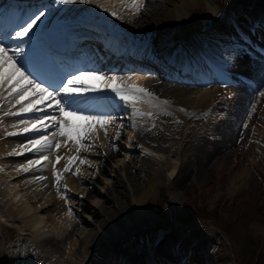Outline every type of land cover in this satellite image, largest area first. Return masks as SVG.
I'll list each match as a JSON object with an SVG mask.
<instances>
[{"label":"bare ground","instance_id":"6f19581e","mask_svg":"<svg viewBox=\"0 0 264 264\" xmlns=\"http://www.w3.org/2000/svg\"><path fill=\"white\" fill-rule=\"evenodd\" d=\"M19 1L21 0H16V2ZM26 1L22 4H16L12 3L11 0H0V19H2L0 28L3 27L1 25L3 22H6V24L9 21L16 22L20 16L34 13L35 11L33 10H36L34 5L41 4L44 0ZM46 1L43 4H46ZM127 3L128 0H102V2L86 4L79 2L62 4L58 2L56 11H46L45 16L42 18L43 22L39 24L38 29H34L35 35L32 36L31 48L29 44L22 45L24 53L21 59L24 55L29 56L31 59L29 67L34 76L38 78L37 80H42L45 85H52V87L54 86L52 83L57 79L54 73L58 71L61 74L62 71L60 69L64 66H68V68L78 67V71L96 70L101 73L99 65L102 63L99 60L100 58L95 57V54L100 57L101 54L99 53L107 54L110 49L109 51H114V54L112 53L110 56L107 54L108 58L119 60L117 63L124 61L123 69L119 72V69H114L112 65H105L103 62L105 73L101 74L106 78L107 75L115 76L117 81L124 85H136L146 88L157 99L152 104L138 103L134 108L131 103L125 104L108 90L86 94L82 98L84 101V114H107L112 117L111 123L104 128L97 126L95 135L87 134L82 145L79 146V150H77L78 145L72 140H68L65 136H60L58 129L52 127H48L46 130L42 129L39 132L43 134L50 133L47 136L49 140L53 143L59 141L61 144L60 149H57L54 155L48 154L47 151L50 152L48 149L39 151L36 149L25 150L26 146L31 147L28 143L20 150L18 148L19 151L16 148L12 152V148L10 149L12 141H9L6 137L12 136L13 132L5 133L4 131L7 128L8 130L11 129L10 122L13 120L9 119L11 120L10 122L2 120L3 122L0 124V173L5 177L1 176L3 180L6 179V181L2 182H8L9 184L6 185L8 188L4 191L1 187L2 182H0V216H9V219H6L8 222H18V232H20L19 229L22 231L20 236H18V242L21 245L26 243L25 247L28 252L22 250L19 244L8 250L0 247V264H23L28 257L32 259V262L28 264H57V260H59L61 255L60 252L64 250L62 245L80 227V224L78 225V222H75L72 218L70 211L69 213H63L64 208L71 206V203L75 205L73 210L75 219L81 216L79 215L81 212L90 214L86 221L90 229L87 228L88 230L84 229L77 233L78 237L76 236V239L78 240L75 244L70 245L72 247L70 252L66 250L68 253L67 257L62 255L64 257L63 262H66V264H159L156 258L160 259L161 257L157 254L151 253L152 256H144L138 251L129 250V245H126L125 240L155 222V218L152 217L154 213L150 208V202L155 195V191L163 185L170 188L172 179L178 173L177 168L180 159L178 158L179 151L176 147L178 144H175L174 136L185 128L186 110L212 107L215 112L210 113V117H208L210 121L214 122L213 126L225 121L223 123L225 124L224 127H221L225 132H221V137L219 136L220 139L217 142L218 146L215 151L210 152V157L219 156L224 151L221 144L223 145L226 141H232L236 127L238 125L241 126V123L246 118L247 110L250 102H252L250 91L253 93L252 86L255 85L253 89L255 92L261 84L263 78L261 79L260 77H264V63L254 58V63L257 64L255 73L258 77L256 75L248 77L246 74H241L239 76L240 81L251 83V85H242L243 90L238 93L235 92L236 86L234 85L227 90L229 92L224 95V98L217 100L216 94L219 87H203L208 82H233V80H227L222 74L216 72L213 64L206 62L205 64L212 69L211 74L208 73L203 68L205 58L202 54L184 46L186 45L184 39L188 34V32L186 33L187 28L195 21L192 13L200 6L202 0H144L143 9L139 14L128 8L126 6ZM80 4V8L74 7ZM30 6H32V9H30ZM17 7L23 8L22 14L18 13ZM207 8L210 17H214L219 11L212 4ZM66 9L70 10L68 12L70 17L62 20L61 16L59 17L57 14ZM222 10L228 19L232 17L233 10L231 8L226 7ZM112 11H116L119 14V18L112 16L110 14ZM4 13H8V15L4 16ZM253 16L254 20L252 22L254 24H250L249 21L248 23L250 27L256 28L253 36L258 40H263L258 46L259 50L264 52V27L263 25H257L256 22L261 23V20L264 19V12H254ZM248 18L250 17H246V19ZM213 31L220 33V35L228 33L223 22L215 27ZM236 31L239 32V29ZM94 34H98L101 38L98 43ZM60 35L65 37L57 40V36ZM50 39L51 41L49 42L48 40ZM82 40L87 43L92 42V46L96 45L93 46V50L89 47L88 52L85 51L88 53L85 64L79 63L81 51L84 49L81 48L84 45L79 44ZM45 41L48 42L46 43ZM8 42L18 43L14 40H8L5 43L6 47L9 46ZM255 42L249 37L247 44L257 49ZM54 44L55 46L57 45L56 50L50 60H47L44 55V53H47L45 48L47 49L48 45ZM136 45H138L136 48L138 52L135 53L137 51L134 49ZM74 48L76 50L72 52ZM123 51L126 56L122 54ZM250 59L252 60L251 57ZM113 62L111 63L113 64ZM9 67L8 69L11 70V67ZM8 69L7 71H10ZM27 71H29V68ZM131 71L139 72L130 73ZM126 72L131 74V76H121V74ZM149 73H156V76L153 78ZM122 77H125L126 82L121 80ZM89 82L97 83L96 81ZM34 99L29 94L23 104L27 105L29 101L34 102ZM164 101H167V103H164ZM10 103L12 102L10 101ZM121 103L123 106L121 105L120 107L119 104ZM47 105V101L43 105L37 104V107L41 109L39 112L20 113V111L15 109V113L19 114H14L16 118L24 117L26 119L32 118L33 115H58V113L51 111ZM222 108L225 111H222ZM124 110L129 114V123L132 128V132L126 140L127 146H125V150L127 155L125 156V161L119 162V164L114 163L115 165L110 163V176L114 179V182L107 184L105 189L103 188L106 191L103 190L104 192L99 196L103 201L91 200L89 204L90 210H88L85 207L84 199L93 198L92 190L88 189L89 185L92 181L99 179L100 174L105 171L103 164H107L118 152L117 146L113 145L117 143L118 138L122 135V121L125 120L122 117ZM137 110L139 113H151V115H139ZM5 115L6 113L0 115V119H6ZM10 116L12 117V115ZM114 120H116L115 123ZM18 122L20 121H16V123ZM23 122L22 125L24 126H20L22 128L21 137L26 135V138L30 141V135L37 132L29 131L24 133L23 127H36V121L33 118L31 122ZM43 123L47 124L49 121L44 120ZM17 128L19 127L17 126ZM13 130L15 129L13 128ZM220 131L218 132L220 133ZM15 132L17 131L15 130ZM54 132L57 133L55 136H53ZM110 132H112L111 135L109 134ZM16 135L14 134L13 136ZM39 135L42 136L40 133ZM39 135L37 134V137ZM20 141L22 142V140ZM13 143L15 144V141ZM109 144L111 149L104 147L106 145L109 146ZM22 155L31 156L32 158L37 157L35 160L32 159L33 163L29 165L26 162L28 161L26 160L27 158L25 159L26 161L24 162L27 164H24V167H27L28 171H24L23 167L21 169L15 167L19 163L18 159L20 157L22 159ZM58 157L59 159H57ZM96 159L100 161L97 166L94 162L97 161ZM211 159L213 160L214 158ZM82 160L86 162L81 163ZM65 168L68 170L65 171ZM193 172V170L186 172V177L185 175L183 177L191 178L190 176H192ZM57 173L60 174L59 181L56 179ZM33 176H38V178L35 177L36 179H34L32 178ZM54 192H57L56 196L53 195ZM106 205H112V207L108 208ZM16 214H18L19 218H17L18 216L16 217ZM87 217L85 216V218ZM116 223H120L121 227L118 228L115 225ZM48 227H53L56 232L47 234ZM44 229V236H35V232L37 233V231ZM195 239L194 244L190 246L192 247L189 250L190 257L187 259L191 258V256L198 257L195 250L197 249ZM178 242L179 240L174 241V237L168 233L161 240L160 246L168 252L171 244ZM182 242L184 241L182 240ZM47 244L55 256L50 262L45 263V256L41 254L42 251L39 250V245ZM14 252L22 254V256L20 255V260L13 261L11 259ZM71 257L75 259H71ZM182 262L181 264H183ZM186 262H189V260H186Z\"/></svg>","mask_w":264,"mask_h":264},{"label":"rangeland","instance_id":"374dc122","mask_svg":"<svg viewBox=\"0 0 264 264\" xmlns=\"http://www.w3.org/2000/svg\"><path fill=\"white\" fill-rule=\"evenodd\" d=\"M98 2H102V0H95L94 3ZM209 3L215 5L218 10H222L226 7L233 10L232 17L229 19L227 18L223 24L228 33L226 32L220 35V33H216L212 30L206 33L192 31L185 36L184 42L186 45L184 46H187L189 49L199 54L201 53L205 58L204 63L206 60H209L213 65L218 66L219 70L226 78L233 80V82L225 81L227 83L204 84L209 88L219 87L216 94L218 100L224 98V95L229 92H227V90L231 89L234 85H236V89H234L236 93L241 90L243 84L239 79L241 74H246L248 77H253L254 75L258 77L255 73L257 64L254 63V58L263 63L264 59H260L253 46L247 44L249 37L255 40L257 45L261 44L260 40L253 36L256 28L253 26L250 27L248 21L250 24H254L252 22V20H254L253 13L257 11L264 12V0H202L200 6L192 13L194 19L210 16L207 8L210 6ZM52 4L53 5L48 6L44 12H55L58 7L57 1ZM80 6L81 4L79 6L75 5L74 7L80 8ZM63 12L57 14L59 17L61 16L62 20L67 19L66 17H70V13H68L70 10L68 11L66 9L65 11L63 10ZM248 16L250 18L246 19ZM256 22L257 25H263L264 27V19L261 20V23L258 21ZM238 29L239 32L236 31ZM241 35H245V37ZM16 45L17 44H14L12 47ZM8 67L5 68V74L9 72L7 71ZM127 75L131 76V74L128 73L121 74V76ZM108 76L111 77L112 75H107V77ZM150 76L152 77L153 75ZM260 78H263V80H261V84L256 91L254 92L253 89V93L250 91L252 102H250V110H247L246 118L243 120V123H241V126L238 125L236 127V132L232 141H226L223 145L221 144V147L224 149V151H222L223 154L220 153L221 157L220 155L210 157V152L215 151L218 146L217 142H219L221 132H225L222 130L223 128H221L224 127L225 124L223 123L225 121H221L222 123L220 122V124H216L217 126H213L214 122L210 121L209 118V114L215 112V110H212V107L208 109L200 108L197 110H186L185 128L179 132L178 135L174 136L175 144L179 145L176 146L179 151L178 158L180 159L177 168L178 173L176 177L172 179L170 188L163 185L156 189L155 195L150 202V208L154 213L152 217L155 218V222L145 227L143 230L132 234L129 239L126 238L125 243L127 246L129 245V250L138 251L144 256H152L151 253L157 254L161 257L160 259L155 257L159 264H175V261L176 264H181L182 261H184L182 262L183 264H264V96L260 95L261 92H264V77ZM121 80L126 82L125 77H122ZM1 96L2 98L4 96V100ZM6 97L8 98L7 90H5V92H0V115L11 111V113L20 111L18 109L21 108V105L15 104L14 99L10 97L7 99ZM9 100L14 105L10 103ZM5 106L8 110H6ZM253 107L255 109L254 112L252 111ZM3 110L6 111L4 112ZM222 111L225 110L222 108ZM9 116L10 115H5L4 117L6 119H0V124L3 121L10 122L13 120L10 122V127L12 126L11 129L13 130L14 128L17 132L14 133L15 130L12 131L11 129H9V131L8 128L3 131L5 133L13 132V135L17 134L16 136L12 135L6 137V139L8 138L9 141H12V143H10V149L12 148L11 151L13 150L12 152H14L16 148L20 150L22 147L24 148V146H26V143L29 144L26 135L23 134L24 136L21 137L22 128H20V126H24L22 125V120L25 121V123L33 121V118L34 121H37L36 118L39 116L33 115L32 118L28 119L24 117L16 118L15 114H13L12 117ZM13 117L15 118L13 119ZM122 117L125 119L122 121V135L118 138L117 143L113 145L117 146L118 152L112 159L113 161L109 160L107 164H103L105 171L100 174L99 179L92 181L89 185L88 189H90V191L92 190L93 198L84 199L85 207H87L88 210H90L89 204L91 200L103 201L99 198L100 194L106 191L104 189L107 184H112V182H114V179L110 176V163L115 165L125 161V156L127 155L125 150V146H127L126 140L131 134L132 128L129 123V114L126 110L123 111ZM16 121H20L21 123H16ZM244 124H247L248 127L245 128L243 126ZM218 131H220V133ZM23 132L25 133L24 127ZM112 132L109 134L111 135ZM39 133L42 136L46 134L42 132ZM39 133H33V135H30L31 138L29 139L34 140ZM18 134L20 135L18 136ZM48 135H50V133L46 134V136ZM13 137H15L16 140ZM38 137H40V135ZM20 140H22V142ZM14 141L15 144L13 143ZM104 147L111 149L110 144ZM176 147H174V149H176ZM50 149L51 148H48L50 152L47 151V153L54 155L57 149L60 148L52 147V149ZM17 150L16 152L19 151ZM20 158H17L19 163L21 162L20 165L25 166L27 163V165H29V160L33 161L37 157L32 158L31 156L22 155V159ZM211 158L214 159L212 160ZM94 162L96 166L100 164L99 160ZM19 163L15 166L17 169L22 168ZM191 170L194 171L192 176H190L191 178H185L186 172L188 173ZM184 175L185 177H183ZM1 176L4 177L2 173H0V182L6 181V179L3 180ZM35 177L38 178V176H33L32 178L36 179ZM8 184V182L1 183V187L4 191L8 188V186H6ZM56 194L57 192L53 193L54 196H56ZM106 207L111 208L112 205H106ZM74 208L75 205L71 203V206L64 208L63 213H69L70 211L75 222H78V225L80 224V230L77 229L78 231L74 232L68 241L62 245L64 250L60 252L61 255L59 256V260H57V264H66V262H63L64 257H62V255L68 256L67 251L70 252V248H72L70 245L73 243L75 244L78 240L76 239L78 237L77 233L87 228L90 229L86 222L90 214L79 212L81 216L75 219ZM17 216L18 214H16V217ZM85 216L88 217L85 218ZM17 218H19V216ZM0 219V247L8 250L13 249L17 244L20 246L21 243L18 242V236H20V232L22 233V231L19 229L20 232H18V222L6 221V219H9V216H0ZM18 221L21 220L19 219ZM115 225H117L118 228L121 227L120 223H116ZM48 229L47 234L56 232V229H53V227H48ZM44 231L45 229L33 233L35 236H44ZM168 233L174 237V241L179 240V242L176 244L172 243V248L170 246V251L167 252L160 246V242ZM194 239L197 242L198 250H195L197 251L198 257L191 256V258L187 259L190 257L189 250L192 248L190 246L194 244ZM182 240L184 242H182ZM26 245V243L22 244L20 248L27 251ZM46 246L49 247L48 244L39 245V250L42 251L41 254L45 256V263L50 262L55 256L54 252L50 250V247L48 249ZM20 255L22 256L21 253L14 252L11 259L13 261L20 260ZM71 259L75 258L71 257ZM186 260H189V262H186ZM30 262H32V259L28 257L27 261L23 264H28Z\"/></svg>","mask_w":264,"mask_h":264},{"label":"snow or ice","instance_id":"6c2138e0","mask_svg":"<svg viewBox=\"0 0 264 264\" xmlns=\"http://www.w3.org/2000/svg\"><path fill=\"white\" fill-rule=\"evenodd\" d=\"M59 2L62 4L76 2L94 3L95 0H59ZM143 3L144 0H128L126 6L134 13L139 14L143 9ZM110 14L119 18V14L116 11H112ZM44 16L45 12L39 9L34 13L22 15L15 22V26L10 32L0 34V92L7 90L8 96L14 99L16 104L21 105L20 113L39 112L41 109L37 107V104L43 105L45 101L48 102L47 106L51 111L58 113V115L37 117V126L31 128L26 126L24 128L25 132H39L42 129L46 130L48 127H52L58 129L60 136H65L68 140L76 143L78 145L77 150H79V146L82 145L87 134L95 135L97 126L104 128L112 120L110 115H85L82 98L86 94L108 90L114 93L115 97L125 104L131 103L134 108L138 103L152 104L157 99L146 88L136 85H124L117 81V77L111 76L106 78L96 70H81L78 73L61 75L58 85L55 86V90H50L52 85L46 87L42 80L38 82L37 79L33 78V73L29 67L31 65L30 57L24 55L21 59L24 53L22 45L29 44L31 48L32 36L35 35L34 29L39 28V24L43 22L42 18ZM8 40H14L18 43L15 47H6L5 43ZM9 65L11 70L5 74V68ZM26 68H29V71H25ZM89 81H96L97 83H90ZM29 94L35 97V102L29 101L27 105H24L23 101L28 98ZM260 95L264 96V92H261ZM164 103H167V101H164ZM252 111H255L254 107ZM13 114L11 112L6 113V115ZM137 114L151 115V113H139L138 110ZM44 120H48L49 123L44 124ZM75 122L81 123L77 124ZM22 123L24 122L22 121ZM243 126L245 128L248 127L247 124ZM56 134L54 132L53 136ZM29 144L31 147L26 146L25 150L31 151L36 149L39 151L52 147L59 148L61 146L59 142L53 143L47 136H40L37 139L30 140ZM85 162L81 161V163ZM32 163V161H29V164ZM21 167H23L24 171H28L27 167ZM67 170L65 168V171ZM56 179L57 181L60 180L59 173L56 174Z\"/></svg>","mask_w":264,"mask_h":264},{"label":"water","instance_id":"95a60500","mask_svg":"<svg viewBox=\"0 0 264 264\" xmlns=\"http://www.w3.org/2000/svg\"><path fill=\"white\" fill-rule=\"evenodd\" d=\"M223 19H224V13L223 12H219L214 17L198 18L196 21H194L193 24H191L187 28L186 33L191 31V30H198V31H202V32L207 31V30L213 28L214 26H216L217 24H219Z\"/></svg>","mask_w":264,"mask_h":264}]
</instances>
